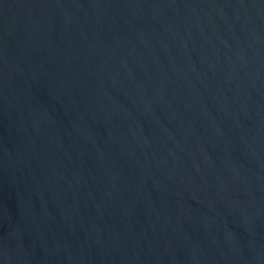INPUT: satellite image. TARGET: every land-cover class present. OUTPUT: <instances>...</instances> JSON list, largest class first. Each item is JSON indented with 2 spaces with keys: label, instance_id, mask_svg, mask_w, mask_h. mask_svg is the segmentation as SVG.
Here are the masks:
<instances>
[{
  "label": "water",
  "instance_id": "1",
  "mask_svg": "<svg viewBox=\"0 0 264 264\" xmlns=\"http://www.w3.org/2000/svg\"><path fill=\"white\" fill-rule=\"evenodd\" d=\"M0 264H264V0H0Z\"/></svg>",
  "mask_w": 264,
  "mask_h": 264
}]
</instances>
